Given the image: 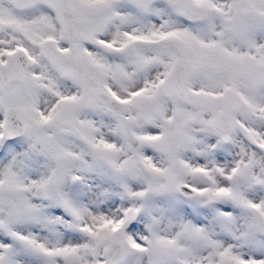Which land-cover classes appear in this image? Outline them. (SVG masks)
I'll use <instances>...</instances> for the list:
<instances>
[{"label": "snow or ice", "instance_id": "obj_1", "mask_svg": "<svg viewBox=\"0 0 264 264\" xmlns=\"http://www.w3.org/2000/svg\"><path fill=\"white\" fill-rule=\"evenodd\" d=\"M0 264H264V0H0Z\"/></svg>", "mask_w": 264, "mask_h": 264}]
</instances>
